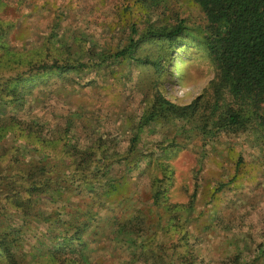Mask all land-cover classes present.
Returning <instances> with one entry per match:
<instances>
[{"label":"rangeland","instance_id":"obj_1","mask_svg":"<svg viewBox=\"0 0 264 264\" xmlns=\"http://www.w3.org/2000/svg\"><path fill=\"white\" fill-rule=\"evenodd\" d=\"M178 23L186 29L182 43L169 47L158 41L137 49L138 56H164L159 71L135 63L129 56L117 59L111 71L91 67L62 77H32L30 81L43 80L26 93L29 114L24 120L42 121V134L49 139L38 142L31 135L26 139L17 125L4 129L6 143L19 144L22 162L27 163L37 150H58L67 140L60 137L71 119L81 147L98 146L96 137L104 134L113 139L111 147L124 152L136 131L147 89L159 86L167 99L186 105L209 87L216 67L205 44L207 20L193 0H0L2 86L8 77L27 71L29 62L69 58L95 64L101 54L119 50L130 38L137 41L151 27ZM24 75L11 86L27 84ZM9 109L13 110L4 104L0 110L8 114ZM18 110L13 111L15 115L24 109ZM261 112L264 122V106ZM199 130L197 125L179 121L145 127L141 134L139 148L144 151L172 143L177 151L167 160L160 159L173 171L166 194L176 205V215L169 222L168 212L158 209L157 213L150 206L151 180L161 176L162 165L153 161L147 170L146 163L138 169L120 161L112 165L108 175L123 179L106 197V208L96 213L98 208L93 207L96 218L90 220L84 235L91 264H133L130 253L134 246H129L135 235H123L116 227L135 210L145 215L147 226L141 235L149 239L157 231L155 241L165 244L168 254L176 256L175 247L184 244L186 234L195 251L191 264H264L263 258L255 259L264 244V134L259 129L237 133L209 131L208 127L205 133ZM25 140L29 146L21 143ZM88 201L83 195H67L64 203L75 213L77 206L82 209ZM166 221L168 231L161 230ZM39 229L45 232V228ZM234 257H238L237 263H233ZM5 262L0 255V264ZM39 263L56 261L43 257Z\"/></svg>","mask_w":264,"mask_h":264},{"label":"trees","instance_id":"obj_2","mask_svg":"<svg viewBox=\"0 0 264 264\" xmlns=\"http://www.w3.org/2000/svg\"><path fill=\"white\" fill-rule=\"evenodd\" d=\"M193 1L207 20L205 44L216 67L215 76L204 93L186 105L167 99L159 86L147 89L136 131L124 152L111 147L113 139L105 138L104 134L96 137L98 146L81 147L71 129L73 122L70 119L60 137L65 136L67 140L58 150L36 149L37 155L23 163L19 144L6 143L2 134L7 126L18 125L26 139L29 135L38 142L49 139L42 134L45 128L42 121L24 120L29 114V108L25 106L26 93L32 91L36 81L43 80L30 81L32 77L41 78L47 74L62 77L73 70L91 67L98 71H111L117 59L122 61L129 56L135 63L149 65L159 71L164 65V56H138L137 49L142 44L158 41L167 42L169 47L182 43L186 29L181 23L151 27L137 41L130 38L119 50L112 48L101 54L95 64L79 59L71 62L69 58H54L51 63L45 59L29 62L27 71L17 72L8 77L3 86L0 85V109L4 104L13 109H9L8 114L4 112L6 110H0V255L6 264H40L43 257L53 258L56 264H91L86 258L89 244L84 235L90 229V220L96 218L92 216L95 212L93 207L98 208L96 213L106 208V197L123 179L121 176L114 180L108 175L112 165L120 161L138 169L146 163L144 169L147 170L153 167V161L161 166L160 159L167 160L177 152L173 143L168 146L159 144L157 147H161L158 149L147 151L139 148L145 127L184 121L187 125H197L204 133L208 127L209 131L216 129L226 133L259 129L264 134L261 112L264 106V0ZM23 74L24 82L28 83L11 86ZM20 109H24L23 113L15 115L13 111ZM18 111L15 112L18 114ZM21 143L30 144L26 140ZM161 167V176H154L151 180L150 206L157 213L158 209L168 212L169 222L176 215V205L169 202L166 194L173 171L168 164ZM67 195H83L90 198V202H83L82 209L77 206L76 212L71 213V208L68 209L64 203ZM168 222L161 223L160 229L168 231ZM145 226V215L141 210H135L130 219L116 227L123 235H135L134 243L129 246H134L130 253L133 264L192 263L195 251L193 245L188 244L186 234L182 237L184 244L176 245L178 252L174 256L166 252L165 244L155 241L157 231L151 238L144 239L141 233H144ZM39 228H45V232ZM28 239L30 243L26 242ZM258 254L255 259L263 258L264 261V244ZM234 262H238V257L233 258Z\"/></svg>","mask_w":264,"mask_h":264}]
</instances>
